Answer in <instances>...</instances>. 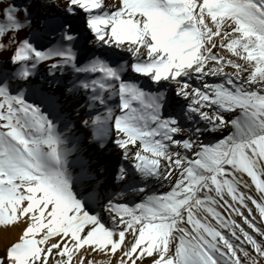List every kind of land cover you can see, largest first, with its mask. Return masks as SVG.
<instances>
[{
	"label": "snow or ice",
	"instance_id": "snow-or-ice-1",
	"mask_svg": "<svg viewBox=\"0 0 264 264\" xmlns=\"http://www.w3.org/2000/svg\"><path fill=\"white\" fill-rule=\"evenodd\" d=\"M0 264H264V0H0Z\"/></svg>",
	"mask_w": 264,
	"mask_h": 264
},
{
	"label": "bare ground",
	"instance_id": "bare-ground-1",
	"mask_svg": "<svg viewBox=\"0 0 264 264\" xmlns=\"http://www.w3.org/2000/svg\"><path fill=\"white\" fill-rule=\"evenodd\" d=\"M3 226H0V234H2Z\"/></svg>",
	"mask_w": 264,
	"mask_h": 264
}]
</instances>
